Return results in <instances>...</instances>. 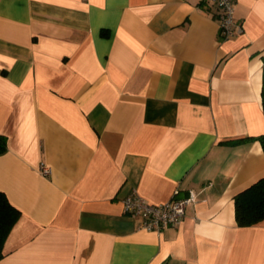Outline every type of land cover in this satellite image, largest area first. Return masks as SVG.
Here are the masks:
<instances>
[{"label":"crops","instance_id":"obj_1","mask_svg":"<svg viewBox=\"0 0 264 264\" xmlns=\"http://www.w3.org/2000/svg\"><path fill=\"white\" fill-rule=\"evenodd\" d=\"M216 13L0 0V190L20 211L0 264H264V220L239 226L234 208L264 176V0H235L227 38ZM176 189L195 201L174 227L123 211Z\"/></svg>","mask_w":264,"mask_h":264},{"label":"built area","instance_id":"obj_2","mask_svg":"<svg viewBox=\"0 0 264 264\" xmlns=\"http://www.w3.org/2000/svg\"><path fill=\"white\" fill-rule=\"evenodd\" d=\"M217 8L216 17L219 23V34L223 38L232 36L235 32L242 30L241 25L234 24V2L235 0H204ZM50 168L41 165L43 174L49 173ZM178 190L173 196L160 204H154L146 200L136 192H133L122 199L123 211L131 216L140 219L139 226L147 230H161L167 227L178 225L185 213L188 204L195 201L192 192L185 197H178Z\"/></svg>","mask_w":264,"mask_h":264},{"label":"trees","instance_id":"obj_3","mask_svg":"<svg viewBox=\"0 0 264 264\" xmlns=\"http://www.w3.org/2000/svg\"><path fill=\"white\" fill-rule=\"evenodd\" d=\"M262 107H264V83L261 87ZM253 137L242 138L248 140ZM264 147V134L256 136ZM236 142L239 140H235ZM235 141H231L235 143ZM7 148V138L0 135V153ZM235 220L239 226H249L264 220V176L259 177L249 186L234 196ZM20 211L9 201L0 190V259L3 257L4 241L17 222Z\"/></svg>","mask_w":264,"mask_h":264}]
</instances>
